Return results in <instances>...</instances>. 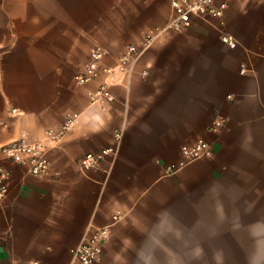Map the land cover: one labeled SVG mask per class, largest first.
Instances as JSON below:
<instances>
[{"label":"crops","instance_id":"obj_1","mask_svg":"<svg viewBox=\"0 0 264 264\" xmlns=\"http://www.w3.org/2000/svg\"><path fill=\"white\" fill-rule=\"evenodd\" d=\"M220 1L221 20L194 15L159 34L111 86L115 98L98 103L86 93L94 82L73 80L89 47L103 45L113 64L166 23L170 0H0V145L77 114L47 147L48 176L0 155L11 170L0 264H79L71 248L118 210L94 264H166L168 251L200 250L207 264H264V0ZM216 115L223 125L210 129ZM198 138L212 154L168 172ZM109 145L114 155L78 167Z\"/></svg>","mask_w":264,"mask_h":264},{"label":"built area","instance_id":"obj_2","mask_svg":"<svg viewBox=\"0 0 264 264\" xmlns=\"http://www.w3.org/2000/svg\"><path fill=\"white\" fill-rule=\"evenodd\" d=\"M172 14L162 26H156L144 32L138 41L130 42L117 54L113 64L104 63L103 59L107 53L106 48L94 43L89 47L88 57L81 68L73 74L75 84L87 85L92 82L95 85L87 89V96L91 102L104 103L115 98L111 86L115 83L125 82L140 54L147 49L153 40L162 32L174 29L181 30L187 27L192 16L221 18L227 7L226 1L215 2V0H170ZM221 20V19H220ZM222 39L230 46L236 44L235 40L223 35ZM244 64L241 70H244ZM143 70L142 74L146 75ZM77 121L75 112L64 114L62 121L56 127H48L44 130L43 136L29 138L19 136L0 145V155L12 160L17 164H25L29 171L37 177H46L50 174V160L47 155L49 144L58 142L65 132L70 130ZM223 125V118L216 115L210 129H217ZM122 130L115 131V138L118 142L121 139ZM117 146H105L99 151L81 156L77 165L81 170H86L99 165L101 159L106 155H114ZM181 159L172 162L167 166L168 172H173L186 163L197 158L212 154L210 143L204 138H198L191 143H184L180 146ZM11 170L0 161V202L8 192V181ZM121 216L120 211L112 214V221L95 227L71 248L72 258L79 264H94L102 256L104 241L110 235L111 225ZM36 263V261H34Z\"/></svg>","mask_w":264,"mask_h":264},{"label":"rangeland","instance_id":"obj_3","mask_svg":"<svg viewBox=\"0 0 264 264\" xmlns=\"http://www.w3.org/2000/svg\"><path fill=\"white\" fill-rule=\"evenodd\" d=\"M199 238H205V236H199ZM202 246H206L205 243L201 244ZM253 251L247 252V260L252 261L254 256ZM207 251L200 250V251H168L167 252V261L166 264H182V263H192V264H207Z\"/></svg>","mask_w":264,"mask_h":264}]
</instances>
